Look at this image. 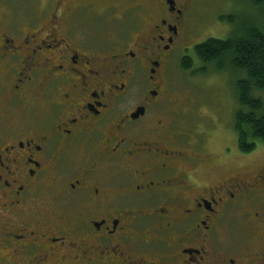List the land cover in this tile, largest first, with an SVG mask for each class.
Returning <instances> with one entry per match:
<instances>
[{
  "label": "flooded vegetation",
  "instance_id": "flooded-vegetation-1",
  "mask_svg": "<svg viewBox=\"0 0 264 264\" xmlns=\"http://www.w3.org/2000/svg\"><path fill=\"white\" fill-rule=\"evenodd\" d=\"M56 2L0 31V264H264V166L210 180L236 154L169 98L196 0H146V33L114 43Z\"/></svg>",
  "mask_w": 264,
  "mask_h": 264
},
{
  "label": "rangeland",
  "instance_id": "rangeland-1",
  "mask_svg": "<svg viewBox=\"0 0 264 264\" xmlns=\"http://www.w3.org/2000/svg\"><path fill=\"white\" fill-rule=\"evenodd\" d=\"M61 1L68 8L80 5L78 9L84 12L78 13L77 10L74 15V18L80 16L77 20L78 29L88 38L92 35L93 26L98 43L107 41V35L108 42L114 43L119 36L127 42L136 35L146 33V23L151 15L147 10L146 0H58L56 5ZM53 3L54 0H0V31L7 29L6 24L10 19L13 21L11 14H14V21L20 27L26 17L37 15L34 7L42 4L46 6V11L40 15L42 18L39 20H48ZM137 4H142L143 7L139 8ZM193 8V13L189 16L191 32L190 37H187V44L203 42L207 38L229 37L242 19L264 23V9L248 5L247 0H196ZM189 54L191 53L185 50L169 53L170 64L165 74L171 104L175 109L182 107L178 111L182 118L187 116L189 127L196 126L203 133L191 134V138H204L203 144L207 142L206 152L215 155L225 147L235 152V158L227 159L224 155L223 161L218 159L217 166L220 168H216L214 162L202 163L214 169L210 180L231 172L247 177L264 166V143L255 141V148L247 153L239 150L233 127L240 105L230 71L217 70L213 64L203 67L195 59L189 72L180 64L181 55ZM252 95L264 99V92L254 90ZM262 102L264 104V100ZM263 112L261 110L259 114ZM221 154L222 152L217 157L220 158Z\"/></svg>",
  "mask_w": 264,
  "mask_h": 264
},
{
  "label": "trees",
  "instance_id": "trees-1",
  "mask_svg": "<svg viewBox=\"0 0 264 264\" xmlns=\"http://www.w3.org/2000/svg\"><path fill=\"white\" fill-rule=\"evenodd\" d=\"M247 3L264 9V0ZM192 52L203 67L213 64L217 70L230 71L240 105L233 127L239 150L247 153L255 148V141L264 143V112L259 114L264 110V99L252 95L254 90L264 92V23L242 19L229 37L207 38L196 44ZM180 64L185 70L191 68L187 57Z\"/></svg>",
  "mask_w": 264,
  "mask_h": 264
},
{
  "label": "snow or ice",
  "instance_id": "snow-or-ice-1",
  "mask_svg": "<svg viewBox=\"0 0 264 264\" xmlns=\"http://www.w3.org/2000/svg\"><path fill=\"white\" fill-rule=\"evenodd\" d=\"M185 51H187V49H185Z\"/></svg>",
  "mask_w": 264,
  "mask_h": 264
}]
</instances>
